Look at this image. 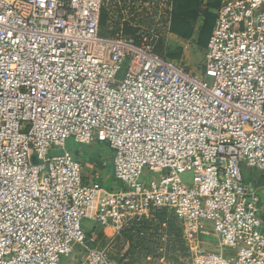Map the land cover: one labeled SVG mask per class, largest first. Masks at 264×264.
<instances>
[{"label":"built area","instance_id":"2783aa9c","mask_svg":"<svg viewBox=\"0 0 264 264\" xmlns=\"http://www.w3.org/2000/svg\"><path fill=\"white\" fill-rule=\"evenodd\" d=\"M209 1L200 77L144 35H103L104 0H0V264H120L94 247L98 226L160 210L189 264H264L262 197L242 173L264 171V0ZM69 140L111 148L121 188Z\"/></svg>","mask_w":264,"mask_h":264},{"label":"rangeland","instance_id":"374dc122","mask_svg":"<svg viewBox=\"0 0 264 264\" xmlns=\"http://www.w3.org/2000/svg\"><path fill=\"white\" fill-rule=\"evenodd\" d=\"M209 0H104L101 15L103 35H144L153 40L158 53L172 63L187 67L202 76L209 35L216 20L219 1ZM212 3V4H211ZM67 148L80 159L99 170L105 190H119L121 184L114 176V152L106 144L83 145L69 140ZM58 153V152H57ZM92 169L85 166L84 172ZM145 177L158 181L159 173L145 171ZM260 184L264 171L258 170ZM261 186V185H260ZM262 197L264 216V187H257ZM94 222L85 218L82 228L90 232ZM213 244V237L206 239ZM108 244L120 264H189L191 249L182 226L167 210L153 212L129 227L99 225L94 247ZM235 253V251L228 249Z\"/></svg>","mask_w":264,"mask_h":264},{"label":"crops","instance_id":"0c3cea01","mask_svg":"<svg viewBox=\"0 0 264 264\" xmlns=\"http://www.w3.org/2000/svg\"><path fill=\"white\" fill-rule=\"evenodd\" d=\"M77 156L79 157V154L78 153H77ZM83 161H85V160H83ZM86 163H88V162H86ZM257 171L258 170H252V169H248V168H243L242 169V173H243L245 179L248 182H250L251 184H253L255 187H264V183H263V185L260 184V182H263V181H261V180L259 181V179H258L259 177H257V176H259V175H257Z\"/></svg>","mask_w":264,"mask_h":264},{"label":"trees","instance_id":"16d2710c","mask_svg":"<svg viewBox=\"0 0 264 264\" xmlns=\"http://www.w3.org/2000/svg\"><path fill=\"white\" fill-rule=\"evenodd\" d=\"M213 3H216L217 4V2H213ZM212 4V3H211ZM211 34V33H210ZM210 36V35H209ZM209 39V38H208Z\"/></svg>","mask_w":264,"mask_h":264}]
</instances>
